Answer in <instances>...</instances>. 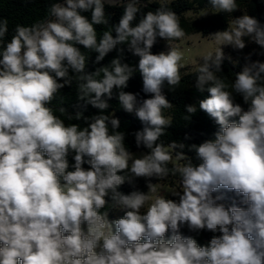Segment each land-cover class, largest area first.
Segmentation results:
<instances>
[{"label":"clouds","instance_id":"1","mask_svg":"<svg viewBox=\"0 0 264 264\" xmlns=\"http://www.w3.org/2000/svg\"><path fill=\"white\" fill-rule=\"evenodd\" d=\"M207 3L212 14L239 8L237 0ZM150 4L55 2L47 18L16 25L6 44L9 22L0 18V264H264V62L245 63L231 83L216 75L223 46L242 50L248 37L264 49V25L244 14L211 35L219 47L202 57L195 82L209 95L198 108L187 105L183 118L190 121L201 110L219 130L214 139L187 146L199 161L194 163L185 143H157L172 126V117L164 115L173 108L165 85L175 89L184 67L182 53L169 42L186 33L170 5L142 12ZM106 5L123 6L118 24H110ZM88 12L90 19L82 14ZM100 25L106 30L98 37ZM158 38L169 50L153 54ZM118 45L139 57L137 67L123 62L121 48L108 65L86 70L88 56L78 46L97 53L100 63ZM137 71L151 96L139 103L136 94L122 90ZM73 78L78 100L99 114L73 117L50 106ZM114 88L120 89V108L143 124L135 141L149 152L139 158L125 147L114 111L108 112ZM57 110L69 121L84 118L86 126L66 124ZM169 176L179 177V187L169 192L178 199L162 193L153 199L160 184L151 179ZM137 178L148 180L147 193L118 190ZM222 190L238 201L226 205ZM109 196L112 208L124 211L121 218L109 220L104 211ZM185 226L216 235L201 246L181 233Z\"/></svg>","mask_w":264,"mask_h":264},{"label":"trees","instance_id":"2","mask_svg":"<svg viewBox=\"0 0 264 264\" xmlns=\"http://www.w3.org/2000/svg\"><path fill=\"white\" fill-rule=\"evenodd\" d=\"M59 2L62 3L64 0H0V18H6L9 22V32L5 37L4 43L10 42L12 35H14V29L16 25L29 26L37 21L43 20L48 17V9L52 3ZM145 2V0H142ZM167 3L171 8L179 15L181 27L185 30V33H191L194 31L201 32L204 36L213 35L218 31L226 30L227 27H232L233 20L235 18L241 17L244 14L257 18L262 25H264V0H237L239 5L238 10L231 13H219L212 14L214 11L211 6L207 3V0H152V4L148 8H142V12L154 11L161 4ZM188 12H194L201 14L200 16L192 17L189 16ZM208 13L207 15H205ZM88 16L90 19V12L82 13ZM106 14L110 18V24H118L119 19L123 15V6H110L106 5ZM98 37L102 35L103 31L106 30V26L100 25L96 26ZM113 35L115 33L113 32ZM246 47L242 50L232 49V54L225 57L221 72H217L216 75L226 82L231 83L235 79V73L239 72L245 63L260 61L264 62V49L255 44L250 40V38H244ZM176 41V40H175ZM173 42V41H170ZM168 42L162 38H158L156 44L151 49L153 54H158L162 52L164 47ZM80 47L81 51L88 56L86 70L88 72L95 71L96 68L108 65L112 59L121 55L119 49L123 48V62L128 63L130 66L137 67L139 57L134 56L131 52L127 50L126 45H118L117 49L110 52L103 61L100 63L95 62V58L98 55L91 50H86L83 46ZM2 50V49H0ZM196 70H187L186 68L181 69L182 80L175 89H169L165 85V94L169 102L173 105L171 109H165L164 115L172 117V126L166 130L164 136L160 138L157 143H163L168 145L173 141L183 142L186 147L184 149L185 153L193 158L194 163H199L195 160V153L189 151L187 146L192 144L199 145L205 140L214 139V133L219 130V126L203 111L198 110L192 117L190 121H186L183 117L186 115L185 110L187 105H197L199 101L207 98L209 95L206 91L201 93L195 87L196 82ZM72 73L70 72V75ZM62 82V81H60ZM142 77L139 72H135L133 77L128 81L126 88L122 89L125 92H130L137 95L138 103L142 102L143 99L151 98L150 94H146L142 90ZM120 89H113V97L108 100L110 108L108 112H113L115 117L120 121L119 131L125 133V147H128L130 152L135 150H145L146 153L149 152L143 146L137 147L135 141V133L142 130L143 124L134 115L125 112L118 103V92ZM107 99V97H105ZM235 100L240 103L245 109L248 105L243 104L242 97L235 95ZM54 109H59L61 107L65 108L66 114L75 116L77 112H81L84 118H91L94 115L99 114L98 109L92 107L91 105L84 106L83 101H79L77 98V85L75 78H73V84L65 86L57 96L55 100L52 101L50 105ZM55 111V115L64 119L66 124L75 123L82 127L86 126L84 118L80 120L72 119L68 120L67 115ZM111 131V129H110ZM70 169L71 165L74 163L72 154L68 157ZM84 167L87 169L89 165L85 164ZM171 167V165H170ZM178 176H169L167 180L158 181L156 178H152V183H167L170 186L176 187L178 184ZM148 180L146 178H137L132 184L124 183L119 187V191L123 194H130L132 191L138 190L144 193L148 192L147 188ZM226 196L224 203L228 206L232 204V201L236 197L234 192H229L222 190ZM170 199L177 200L178 197L167 196ZM109 205L104 209L108 211L109 220H115L121 218L124 215V211L120 209H113L111 205L110 196L108 198ZM146 211V206L141 210ZM181 233L185 236H192L195 238L199 245H206L213 235H216L207 230L190 231L186 226L181 229ZM170 235V233H169Z\"/></svg>","mask_w":264,"mask_h":264},{"label":"rangeland","instance_id":"3","mask_svg":"<svg viewBox=\"0 0 264 264\" xmlns=\"http://www.w3.org/2000/svg\"><path fill=\"white\" fill-rule=\"evenodd\" d=\"M64 2H62L63 4ZM189 16L196 17L200 16L201 14L194 13V12H188ZM234 24H232V27ZM173 47L180 50L182 53V60L180 61L181 65H183V68H186L187 70H196L204 63L203 58L204 56L208 55L209 53L215 52V50L219 47V42L215 40L214 37H211V35L204 36L199 31H194L191 33H187L182 39L176 40L173 42H169ZM233 47L231 46H223V52L225 54V57L232 54ZM169 50V44H167L162 52H167ZM134 154L135 157L139 158L144 154H147L145 150H135L131 152ZM160 187L157 191V193L153 194V199L156 195H160L161 193L166 196H171L172 190L178 188L170 186L167 183H159Z\"/></svg>","mask_w":264,"mask_h":264}]
</instances>
